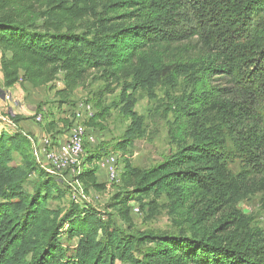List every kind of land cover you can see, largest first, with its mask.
Instances as JSON below:
<instances>
[{
    "label": "trees",
    "instance_id": "1",
    "mask_svg": "<svg viewBox=\"0 0 264 264\" xmlns=\"http://www.w3.org/2000/svg\"><path fill=\"white\" fill-rule=\"evenodd\" d=\"M125 3L0 0L4 86L38 87L60 75L58 95H66L92 71L108 79L128 76L138 52L194 39L199 107L228 134L241 167L227 169L209 129L148 169L126 164L120 189L106 204L123 222L130 224L131 204L152 197L151 204L161 192L199 191L203 197L188 206L186 232L119 233L74 201L58 218L45 202L59 195V186L34 161L28 133L0 128V264H111L116 258L130 264H264V233L236 208L238 199L264 194V0H149L147 13L128 22L134 14L112 15ZM12 152L23 167L11 164ZM101 157L85 152L76 176L85 190L104 189L94 162ZM34 171L42 177L27 193L22 185ZM63 226L66 235L78 237L72 254L60 242ZM26 247L27 259L16 255Z\"/></svg>",
    "mask_w": 264,
    "mask_h": 264
},
{
    "label": "rangeland",
    "instance_id": "2",
    "mask_svg": "<svg viewBox=\"0 0 264 264\" xmlns=\"http://www.w3.org/2000/svg\"><path fill=\"white\" fill-rule=\"evenodd\" d=\"M120 1L127 3L112 15L134 14L133 17H127L124 20L126 22L135 20L138 15H143L149 10V0ZM196 47L193 39L146 48L138 52L128 76L108 79L101 77L99 71H92L91 76L75 87L70 94L59 96L57 90L55 95L48 99L51 101V112L44 113L41 109L44 105L42 104L35 109L34 116L41 115V126L44 122H48L51 116H58L56 122L61 125L56 127V133L52 134L55 138L56 134H63L72 125L73 115L79 104H90L92 116L85 119V127L95 141L89 142L86 139L84 152L86 154L97 152L99 156L113 153L119 171L126 164L148 169L179 149L181 145L190 143L201 130H213V137L216 138L225 156L227 169L231 173H236L241 167V160L235 153L228 134L224 129H218L215 118L209 113L202 112L199 107L197 92L201 87L202 77L193 55V49ZM59 77L60 75H57L55 81L44 86L55 89L60 85ZM0 93L1 100L5 102L4 94L7 92L0 91ZM13 97L14 102L0 105V128L6 131L14 129L13 124L17 122L16 120L28 117L26 111L17 109L16 105L22 104L17 96L13 95ZM12 105L13 109L10 107ZM24 106L32 113L33 106L29 107L25 102ZM80 113L84 118L87 115L83 107ZM27 133L34 136L32 133ZM122 141H125L127 146L117 147L116 144ZM11 164L23 167L22 160L16 152H12ZM103 172L97 168L96 177L99 182H104V189H86L85 198L80 199L83 200L80 206L96 212L102 221H108L110 227L119 233L186 232L188 206L192 199L198 200L203 197L199 191L178 189L170 194L161 192L153 198L151 204H148V201L152 197L131 204L143 205L140 206L139 213L130 212L131 219L128 224L120 220L114 210L106 206L110 196L118 191L120 186L116 182L107 183L106 174L104 175ZM51 176L55 178L53 180L57 182L56 186H59L60 192L58 196L49 197L45 205L49 210L57 212L59 218L73 204L72 191L64 180L61 182V179ZM41 177L37 171L28 172L22 185L23 191L31 193L33 185ZM65 179L70 178L65 177ZM236 208L247 218L251 226L258 227L264 233V194L240 198L236 201ZM59 233L62 246L67 248L68 254H72L78 237L66 235L65 226ZM28 252L29 247H26L16 255L24 253L27 259ZM5 264L12 263L6 260ZM111 264L130 263L116 258Z\"/></svg>",
    "mask_w": 264,
    "mask_h": 264
},
{
    "label": "built area",
    "instance_id": "3",
    "mask_svg": "<svg viewBox=\"0 0 264 264\" xmlns=\"http://www.w3.org/2000/svg\"><path fill=\"white\" fill-rule=\"evenodd\" d=\"M4 100L14 102L11 94H4ZM87 113L85 118L80 113L81 108ZM73 115L72 125L62 134L61 140H53L50 134H45L36 138L27 134L26 137L31 143V152L37 166L48 175H53L67 183L72 191V200L80 203L85 198V189L82 183L76 179V176L83 170L85 164L84 141L94 142L93 136L88 134L85 127V119L92 116L90 104H79ZM36 122L41 121V115L34 116ZM97 168L103 170L107 177V183L118 182L119 173L116 156H102L94 161ZM69 177L70 179H65ZM59 182V181H58ZM60 182V183H61ZM132 211L139 213V208L133 205Z\"/></svg>",
    "mask_w": 264,
    "mask_h": 264
},
{
    "label": "crops",
    "instance_id": "4",
    "mask_svg": "<svg viewBox=\"0 0 264 264\" xmlns=\"http://www.w3.org/2000/svg\"><path fill=\"white\" fill-rule=\"evenodd\" d=\"M58 82H59L58 84H60V85L57 86L55 89H51L50 86L45 87L44 85L38 86V87H30L26 83H16L13 86L6 87L3 84L2 71H1V67H0V91L7 92V93L11 94L12 97H13V95L17 96L18 100L22 104V105H20L21 107L19 105H16L17 109H20V111H22V112L26 111L25 113L28 116L26 119L21 118L16 123H14L13 124L14 128H17L18 130L22 131L23 133H27V132L32 133L34 135V137H36V138H40L45 134L52 135L53 133H56L57 129H55V128L59 127V125H61V124L56 122L58 120L57 115L51 116L50 120L48 122H44L43 125L41 126L40 125L41 121L36 122L34 120V113H35V109L38 108L39 105H42V104H44V105L41 106V109L44 113L45 112H51L50 111L51 101H48V99L51 96H54L55 92L57 90L62 88V86H63L62 81L59 80ZM21 88H27L28 90L24 91ZM45 88H47L48 90H44ZM24 102L29 107H31V106L34 107L32 113L26 109V107L24 106ZM6 103H11V102H9V101L3 102L0 98V105L1 104L6 105ZM10 107H12L11 109H13L14 106L12 105ZM10 107H8V108L10 109ZM29 116H32V117L29 118ZM51 128H53V130ZM62 137H63L62 134H58V135L56 134L55 135V141L61 140ZM103 174L105 175V172H103ZM106 179H107V177H106Z\"/></svg>",
    "mask_w": 264,
    "mask_h": 264
}]
</instances>
